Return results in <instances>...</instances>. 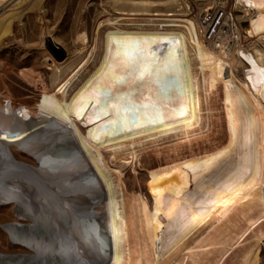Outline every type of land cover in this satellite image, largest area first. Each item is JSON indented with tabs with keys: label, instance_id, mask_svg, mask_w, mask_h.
Segmentation results:
<instances>
[{
	"label": "bare ground",
	"instance_id": "bare-ground-1",
	"mask_svg": "<svg viewBox=\"0 0 264 264\" xmlns=\"http://www.w3.org/2000/svg\"><path fill=\"white\" fill-rule=\"evenodd\" d=\"M16 1L21 11L6 14ZM210 1L203 22L190 17L187 1L114 0L113 14L99 22L94 38L87 30L78 33L74 55L60 62L47 53L50 83L43 74L25 72L44 102L38 116L0 113V204L10 203L26 221L5 227L37 254L0 253V264H124L129 255L114 174L122 182L132 168L140 181L136 164L144 141L173 147L201 136L216 113L212 95L220 88L226 142L151 169L147 193L140 195L157 263L232 200L251 205L258 198L264 180V0H239V23L227 12L232 0ZM46 4L0 0V45L16 20ZM232 17L233 32L225 35ZM213 27L208 39L204 32ZM11 149L37 166L18 161ZM260 244L247 264H260Z\"/></svg>",
	"mask_w": 264,
	"mask_h": 264
},
{
	"label": "rangeland",
	"instance_id": "rangeland-1",
	"mask_svg": "<svg viewBox=\"0 0 264 264\" xmlns=\"http://www.w3.org/2000/svg\"><path fill=\"white\" fill-rule=\"evenodd\" d=\"M112 1L114 2V0H47L45 9L28 11L24 18L16 20L13 33L0 45V113L38 116L42 111L44 98L25 72L29 70L43 74L50 83L51 70L46 63L48 54H52L60 62L74 55L78 33L87 30L90 37L94 38L99 22L114 12ZM185 1L192 7L193 14L190 17H196L198 20L210 5V0ZM185 1L181 0V2ZM238 4L239 0H232L227 10L228 15L231 16L232 13L235 15L236 23H239L237 16L242 15L237 7ZM16 10L21 11L20 6L17 7V1L6 7L4 11L8 14ZM223 10L220 14L225 12ZM129 18L136 17L129 16ZM230 23V29L227 27L222 30L224 34L228 30L233 32V17ZM241 24L244 25V22ZM243 36L244 41L249 40L245 31ZM238 50L239 48L232 52L234 63L241 56ZM236 68L242 70L240 64ZM241 90L253 104L246 89L241 86ZM221 97L220 88L212 95L216 113L210 127L198 138L173 147L168 146L170 145L168 143L158 144L151 141H144L140 145L142 150L138 151L136 164L140 181L136 178L135 183L136 173L132 168L128 169V176L122 182L117 179L114 172L118 185V203L124 218V243L128 247L126 249L129 255L124 264H247L251 248L261 243L264 235V180L259 187L258 198L251 205H242L232 200L212 216L183 248L160 263H157L154 257L153 246L148 236L145 219L147 212L140 195L147 193L146 182L150 170L192 154L220 147L226 142L228 130L220 104ZM261 135V125L258 123L256 135L258 149L263 143ZM11 150L18 161L32 168L37 166L34 158ZM123 160L124 158L118 159V161ZM16 219L26 222L19 217L17 211H14L13 205L0 204V253L37 254L30 247L15 241L7 231L5 225L13 223ZM260 251L259 262L264 264L263 243L260 244Z\"/></svg>",
	"mask_w": 264,
	"mask_h": 264
},
{
	"label": "built area",
	"instance_id": "built-area-1",
	"mask_svg": "<svg viewBox=\"0 0 264 264\" xmlns=\"http://www.w3.org/2000/svg\"><path fill=\"white\" fill-rule=\"evenodd\" d=\"M220 15H222V14H220ZM201 18H202V21L205 22V19H206V18H205V13H203V16H202ZM215 29H216V28L213 27L208 33H207V32H204L205 36H207V38L210 39L211 36H212L213 34H215Z\"/></svg>",
	"mask_w": 264,
	"mask_h": 264
}]
</instances>
